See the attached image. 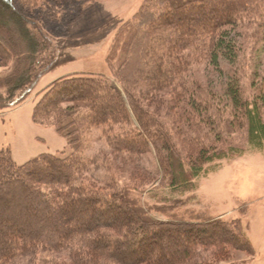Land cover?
<instances>
[{
	"label": "trees",
	"instance_id": "1",
	"mask_svg": "<svg viewBox=\"0 0 264 264\" xmlns=\"http://www.w3.org/2000/svg\"><path fill=\"white\" fill-rule=\"evenodd\" d=\"M96 1L0 0V66L12 68L0 76V89L7 92V96L0 92L1 109L16 105L23 98L16 92H26L36 81L37 66L49 51L43 32L50 18L79 17ZM203 8L206 11L194 16L192 22L185 21L186 15ZM212 8H218L221 17L208 23ZM180 14H184L183 19L176 17ZM247 17L260 20L259 40L264 41V0H144L122 27V55L117 57L113 50L108 58L115 80L86 73L55 79L36 102L32 117L36 123L54 125L71 151L41 153L18 164L8 149L0 150V224L4 233L19 232L8 240L0 233V264H10L36 248L67 251L72 258L69 264H221L229 261L235 250L253 255L240 221L206 219L192 212H172L159 219L151 211L164 213L180 200L164 198L149 205L141 201L137 187L120 186L115 177L101 179L102 187L94 185L85 175L91 165L95 167V159L83 152L88 130L106 124L107 141L114 150L154 152V181L161 176L163 187L183 192L196 187L195 179L206 164L243 154L242 147L227 141L234 132L243 129L248 145L263 148L264 76L262 84L256 83L257 72L252 98L245 95L238 71L229 77L224 94L202 91L195 82L191 84L197 89L189 93L186 90L192 86L182 83L184 93L179 91L182 104L178 110L181 120L187 122H182L181 128L176 127L179 122L172 124L176 134L185 130V154L170 126L140 102L162 88L164 84L158 79L172 84L194 54L206 53L217 69H221L223 59L235 63L241 47L228 39L229 31L221 29L238 25ZM15 25L24 32L25 49L17 40ZM45 61L44 69L51 60ZM214 102L216 117L210 108ZM116 104L119 110L112 109ZM229 106L238 122L216 121L218 116L225 118L223 108ZM133 119L141 129L118 132L109 124L123 121L129 125ZM136 144L142 145L140 149ZM74 204L87 211L97 207L93 210L95 219L105 216L106 221L82 225L72 219L81 213ZM160 238L177 249L157 260L142 256L135 261L127 259L122 250L126 248L134 256L156 247ZM232 264H246V260L235 259Z\"/></svg>",
	"mask_w": 264,
	"mask_h": 264
},
{
	"label": "rangeland",
	"instance_id": "2",
	"mask_svg": "<svg viewBox=\"0 0 264 264\" xmlns=\"http://www.w3.org/2000/svg\"><path fill=\"white\" fill-rule=\"evenodd\" d=\"M143 1L97 0L79 17L74 18L72 14H68L60 18H50L43 32L49 51L48 55L44 56L45 59L40 60L37 66L39 75L36 81L27 88L26 92H16L18 98L23 97L16 105L12 104L4 109L0 107V150L8 149L18 164H23L41 153L71 151L67 139L57 131L54 125L39 124L33 121L34 106L49 85L63 75L102 74L115 80L108 58L113 50L116 51L117 57L122 55L124 42L122 27L140 9ZM233 5L232 2L228 9ZM203 10L206 11V8L186 15L185 21L192 22L194 16H198ZM211 10L208 23H213L221 17L218 8ZM183 16L184 14H180L176 17L183 19ZM259 24L261 25L259 19L247 17L238 25L222 27V31H229L228 39L234 40L241 47L235 63L223 59L220 61L221 69H217L210 63V57L206 58V53L199 52V54L188 57L185 64L187 69L180 75H176L172 84L162 82L160 78L157 82L165 86L163 85L160 90L140 99L142 105L155 112L170 126L172 135L177 137L179 149L183 154L187 153V146L184 144L186 134H183L185 130L176 134V131L174 132L176 128L172 124V122H179L176 127L181 128L182 122H187L185 119L181 120L178 110L182 104L179 98L182 92L184 93V90H181L182 83L186 81L187 85L192 86V90L189 88L186 90L189 93L197 89V86L191 84L195 82L201 86L202 91L212 92L214 95L216 92L224 94L229 77L238 71L245 95L252 98L257 90L254 85L255 78L253 79L255 72L259 75L256 79L258 84H262L264 76V41L259 40L261 38ZM14 27L16 29L18 26ZM143 27L146 26L143 24ZM17 31L19 32V35H16L17 40L21 48L25 49L24 32L20 28H17ZM44 60H47L45 63L51 60L45 69L42 66ZM11 70V66H0V76L10 73ZM115 82L122 89L119 81ZM0 92L7 96L5 88L0 89ZM121 93L127 100L126 94L123 91ZM111 107L119 110L117 104ZM210 108L212 114L217 113L216 102ZM230 108V106L223 108L225 118L218 116L216 121L238 122L233 119ZM214 116L216 117L217 114ZM109 124L113 131L118 132L129 128L141 129L134 119L129 125L123 121ZM108 129L109 126L105 124L88 130L83 152L85 157L95 159V167L91 165L90 172L85 175V178L94 185L102 187L101 179L115 177V181L120 186L128 184L137 187L141 201L149 205L164 198L180 200L179 206H170L169 210L164 213L151 211V214L159 219H166L172 212H183L186 213L185 215L187 212H192L206 219L222 218L227 221H240L244 233L253 246V255L235 250L232 258L221 264H232V260L235 259L246 260V264H264V147L256 148L248 145L243 129L234 132L227 141L232 145L242 147L245 150L243 154L206 164L202 173L195 179L196 187L190 191L180 192L171 187H163L160 182L161 176H159V181H154L157 177L152 170L154 152L130 154L124 150H114L107 141ZM136 146L140 149L142 145L136 144ZM74 208L76 211L79 210L81 215L73 216L72 219L77 222L81 221L82 225L106 221L105 216L95 219L93 212L94 208H97L95 206L88 211L76 204ZM82 211H85V214ZM5 223L9 225L8 221ZM2 228L0 224V233L7 240L19 233L17 231H10L11 234L4 233ZM49 238L54 239L55 237L49 236ZM172 249H177V246L167 243L163 238L159 239L156 247L134 256L129 255L126 248H122L127 259L132 261L142 256L145 259L157 260L166 257ZM71 259L67 251L36 248L10 264H69Z\"/></svg>",
	"mask_w": 264,
	"mask_h": 264
}]
</instances>
